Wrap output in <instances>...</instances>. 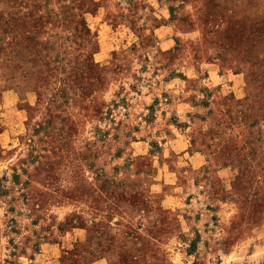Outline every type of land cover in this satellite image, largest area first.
Wrapping results in <instances>:
<instances>
[{
    "label": "rangeland",
    "instance_id": "obj_1",
    "mask_svg": "<svg viewBox=\"0 0 264 264\" xmlns=\"http://www.w3.org/2000/svg\"><path fill=\"white\" fill-rule=\"evenodd\" d=\"M0 264H264V0H0Z\"/></svg>",
    "mask_w": 264,
    "mask_h": 264
}]
</instances>
